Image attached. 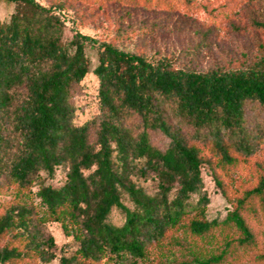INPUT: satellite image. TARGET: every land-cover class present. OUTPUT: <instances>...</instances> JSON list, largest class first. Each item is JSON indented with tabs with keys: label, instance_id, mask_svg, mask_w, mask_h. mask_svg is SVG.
Returning a JSON list of instances; mask_svg holds the SVG:
<instances>
[{
	"label": "trees",
	"instance_id": "obj_1",
	"mask_svg": "<svg viewBox=\"0 0 264 264\" xmlns=\"http://www.w3.org/2000/svg\"><path fill=\"white\" fill-rule=\"evenodd\" d=\"M3 1L13 12L0 23V193L11 199L0 206V264L53 261L49 222L77 244L58 264H264V160L255 156L264 123L246 119L264 113V55L236 69L176 68L73 28L69 36L59 0ZM80 1L145 10L189 2ZM90 73L97 114L77 125L73 93ZM57 168L60 187L40 182ZM204 168L230 204L220 222L206 218ZM114 209L120 226L108 221Z\"/></svg>",
	"mask_w": 264,
	"mask_h": 264
},
{
	"label": "rangeland",
	"instance_id": "obj_2",
	"mask_svg": "<svg viewBox=\"0 0 264 264\" xmlns=\"http://www.w3.org/2000/svg\"><path fill=\"white\" fill-rule=\"evenodd\" d=\"M48 7L56 0H35ZM62 9L56 14L63 21L70 36V28L100 42H110L121 50L145 56L165 57L176 68L198 72L210 69H236L257 61L264 55V32L256 27L264 24V0H189L188 4L175 5L172 10L131 8L128 4H89L80 0H59ZM13 5L0 0V23L8 22ZM91 69L96 66L95 51L87 49ZM97 81L90 73L73 93L77 125L91 120L97 114ZM250 126L264 123V113L251 109L246 112ZM152 142L162 148L165 139L151 135ZM257 157L264 160V138ZM203 189L209 198L207 220L222 221L230 211V204L219 194L206 168L202 169ZM65 181V171L57 168L53 179L41 174L45 186L60 187ZM148 192L153 191L149 181L136 180ZM35 186L29 196L33 205ZM11 199L9 192L0 193V206ZM123 204L129 207L124 198ZM39 208V207H38ZM37 208V209H38ZM41 212V208L38 209ZM108 221L120 226L123 215L112 210ZM46 235L54 244L55 259L48 264H58L60 257L72 255L77 248L72 237L66 236L58 223L45 225ZM152 258V257H151ZM152 264L153 261L149 259Z\"/></svg>",
	"mask_w": 264,
	"mask_h": 264
}]
</instances>
